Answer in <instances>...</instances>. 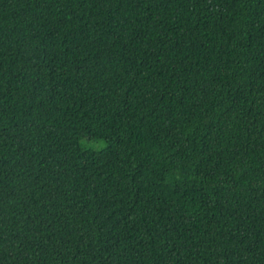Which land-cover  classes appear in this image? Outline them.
Here are the masks:
<instances>
[{
	"label": "trees",
	"instance_id": "1",
	"mask_svg": "<svg viewBox=\"0 0 264 264\" xmlns=\"http://www.w3.org/2000/svg\"><path fill=\"white\" fill-rule=\"evenodd\" d=\"M0 264H264V0H0Z\"/></svg>",
	"mask_w": 264,
	"mask_h": 264
}]
</instances>
